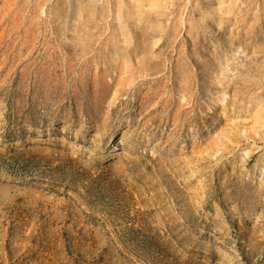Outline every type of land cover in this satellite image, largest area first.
<instances>
[{
    "label": "rangeland",
    "instance_id": "obj_1",
    "mask_svg": "<svg viewBox=\"0 0 264 264\" xmlns=\"http://www.w3.org/2000/svg\"><path fill=\"white\" fill-rule=\"evenodd\" d=\"M0 264H264V0H0Z\"/></svg>",
    "mask_w": 264,
    "mask_h": 264
},
{
    "label": "bare ground",
    "instance_id": "obj_2",
    "mask_svg": "<svg viewBox=\"0 0 264 264\" xmlns=\"http://www.w3.org/2000/svg\"><path fill=\"white\" fill-rule=\"evenodd\" d=\"M63 121H59V123H62ZM58 122H51V123H49L48 124V128L49 129H51L52 128V126H55L56 124H57ZM40 133H38V135H42L41 133V131H39ZM235 140V139H234ZM111 151V150H110ZM6 175H10V174H7V173H5ZM8 176H6V177H4V179L6 180V179H11V177L9 178Z\"/></svg>",
    "mask_w": 264,
    "mask_h": 264
}]
</instances>
